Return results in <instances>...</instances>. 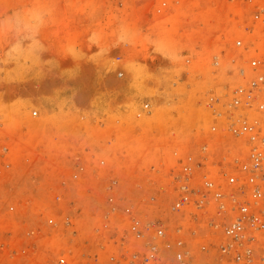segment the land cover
I'll return each instance as SVG.
<instances>
[{"label": "rangeland", "instance_id": "obj_1", "mask_svg": "<svg viewBox=\"0 0 264 264\" xmlns=\"http://www.w3.org/2000/svg\"><path fill=\"white\" fill-rule=\"evenodd\" d=\"M162 1L0 0V264L106 260L124 209L177 223L179 160L223 157L210 100L238 82L251 5Z\"/></svg>", "mask_w": 264, "mask_h": 264}, {"label": "built area", "instance_id": "obj_2", "mask_svg": "<svg viewBox=\"0 0 264 264\" xmlns=\"http://www.w3.org/2000/svg\"><path fill=\"white\" fill-rule=\"evenodd\" d=\"M245 1L251 5L244 17L247 35L256 36L245 46L235 42L244 52L238 82L210 100V107L217 106L211 131L230 141L223 157L210 160L205 144L201 155L178 161L180 170L171 174L176 183L171 211L179 218L173 227L166 221L143 223L128 207L123 212L130 222L129 248L122 244L106 260L96 255L85 264H264V0ZM168 2L179 0H163L162 6ZM7 153L0 147V157ZM116 187L109 181L111 204ZM116 212L113 205L110 213ZM56 264L73 263L61 257Z\"/></svg>", "mask_w": 264, "mask_h": 264}]
</instances>
